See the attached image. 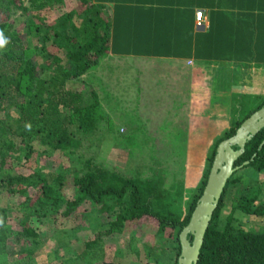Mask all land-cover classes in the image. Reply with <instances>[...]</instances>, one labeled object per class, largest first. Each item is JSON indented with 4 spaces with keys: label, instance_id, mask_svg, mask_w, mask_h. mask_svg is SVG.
Listing matches in <instances>:
<instances>
[{
    "label": "trees",
    "instance_id": "1",
    "mask_svg": "<svg viewBox=\"0 0 264 264\" xmlns=\"http://www.w3.org/2000/svg\"><path fill=\"white\" fill-rule=\"evenodd\" d=\"M64 1L0 0V33L7 40L0 48V191L19 196L15 208L14 204L0 205V264L9 261L6 243L10 236L26 244V249L33 247L27 243H35L40 236L33 219L56 218L64 205L68 207V212H64L68 216L82 203L91 201L104 205L109 198H113L112 204L102 210V219L108 218L106 223H110L111 228L100 232L97 238L115 230L123 232L126 223L132 221L155 223L160 234L170 227L179 242L175 262L178 264L180 233L190 221L209 174L198 186L199 193L194 196L189 210L175 215L168 211L174 205L166 194L169 191H161L153 180L128 177L90 162L88 170L76 177L74 183L79 195L71 200L57 189L48 174L36 170L34 165L31 164L28 174L18 172L15 163L33 162L39 153L37 147L43 148L41 154L66 148L74 136L73 127L89 132L99 116L97 93L93 92L89 98L68 83L81 78L109 56L112 20L107 7L94 0H81L79 9L57 14ZM18 12L20 15L15 18ZM21 21L23 24L17 26ZM50 45L54 49L50 50ZM259 100L261 102L249 108L241 119L234 112L230 128L215 144L209 158L211 165L219 143L235 135L246 118L264 107V96ZM245 101L241 104L243 109ZM246 161L249 163L244 168L264 171V127L248 140L245 152L235 165L241 166ZM239 171L226 184L205 233L197 264H264V223L260 228L248 229L234 224L236 212L264 219V188L260 181L255 180L244 190H238L227 221L220 226L228 194L235 185L238 187ZM12 211L18 212L19 227L15 229L8 223ZM193 238L190 234L191 242ZM95 246H99L96 241H88L90 249ZM32 263L31 260L22 262Z\"/></svg>",
    "mask_w": 264,
    "mask_h": 264
},
{
    "label": "rangeland",
    "instance_id": "2",
    "mask_svg": "<svg viewBox=\"0 0 264 264\" xmlns=\"http://www.w3.org/2000/svg\"><path fill=\"white\" fill-rule=\"evenodd\" d=\"M80 2L81 0H65L56 13L79 9ZM19 15L20 12L14 17ZM20 24L23 22H18L17 26ZM49 49L54 48L50 45ZM60 54L63 55L62 50ZM124 64V59L109 55L81 78L69 81L68 86L81 90L89 98H92L93 92L97 93L100 108L94 128L83 132L73 127L74 136L70 145L59 151L41 154L40 150L43 148L37 147L36 151L39 153H36L33 162L15 163L18 172L28 174L31 171L29 167L34 165L36 170L48 174L57 189L66 199L71 200L79 195L74 183L76 177L87 171L90 164H95L113 172L117 170L128 177L153 180L161 191H169L166 194L174 201L173 207L168 211L175 215L185 214L194 196L199 193L198 186L210 172L212 165L209 158L214 152L215 144L225 130L230 128V124L220 135L209 137L208 148L204 146V150L199 151L202 147L195 145L199 131L189 129V126L198 125L199 122L188 121V138L175 136L173 114L169 111L161 113V108L158 107V111L149 113L143 104H139L138 87L129 82L131 78L137 79L138 69H123ZM210 81L209 78V84ZM159 92L164 93L166 89L151 88L147 94L151 102ZM200 100L204 104V98ZM167 101L165 95L159 104L163 105ZM250 101L252 99L245 101L243 109V100L236 98L232 118L235 117V111L237 118L245 117L249 108L252 109L261 102L257 100L255 105L248 106ZM179 129L182 130L183 127ZM187 139L188 150L185 146ZM239 170L238 187L235 185L228 194L220 226L226 223L238 190H244L255 180L260 181L264 188V171L258 172L251 167H241ZM188 177L190 180L198 179L196 184L190 183L187 186ZM18 198L19 196L7 191H0V205L14 204L15 208ZM112 200L113 198H109L104 205L91 201L82 203L68 216L64 214L68 212L67 205H64L56 218L49 216L40 221H37L39 218L33 219L40 236L35 243H27L33 245L29 249H26V244L18 243L14 236H10L6 243L10 252L6 264H22L27 260H31L32 264H175L179 242L170 227H167L164 234H160L155 223L132 221L126 223L123 232L115 230L97 238L100 232L111 228V224L106 223L109 219H102V210L107 209ZM12 212L8 223L15 229L19 227L18 216L16 218L18 212ZM235 214L237 218L234 224L237 227L260 228L264 223L262 218L239 212ZM93 240L99 246L90 249L88 241ZM29 251H32L31 255L28 254Z\"/></svg>",
    "mask_w": 264,
    "mask_h": 264
},
{
    "label": "crops",
    "instance_id": "3",
    "mask_svg": "<svg viewBox=\"0 0 264 264\" xmlns=\"http://www.w3.org/2000/svg\"><path fill=\"white\" fill-rule=\"evenodd\" d=\"M94 2L112 20L109 55L124 59L123 69H138L129 82L138 87L139 104L149 113L157 107L172 113L175 136L188 138V121L199 122L189 126L199 131V151L229 126L236 98L252 99L253 106L264 96V0ZM152 87L166 89L153 102ZM197 180L188 177L186 185Z\"/></svg>",
    "mask_w": 264,
    "mask_h": 264
},
{
    "label": "water",
    "instance_id": "4",
    "mask_svg": "<svg viewBox=\"0 0 264 264\" xmlns=\"http://www.w3.org/2000/svg\"><path fill=\"white\" fill-rule=\"evenodd\" d=\"M262 127H264V107L246 118L235 135L219 143L203 193L192 212L189 223L180 233L181 254L178 264L198 263L205 233L223 196L226 184L231 176L249 161L241 166H236L235 163L245 152L248 140ZM236 145L238 149L234 148ZM190 234L194 236L192 242L189 239Z\"/></svg>",
    "mask_w": 264,
    "mask_h": 264
},
{
    "label": "clouds",
    "instance_id": "5",
    "mask_svg": "<svg viewBox=\"0 0 264 264\" xmlns=\"http://www.w3.org/2000/svg\"><path fill=\"white\" fill-rule=\"evenodd\" d=\"M6 43H7V40L5 39L3 33H0V48H3Z\"/></svg>",
    "mask_w": 264,
    "mask_h": 264
},
{
    "label": "built area",
    "instance_id": "6",
    "mask_svg": "<svg viewBox=\"0 0 264 264\" xmlns=\"http://www.w3.org/2000/svg\"><path fill=\"white\" fill-rule=\"evenodd\" d=\"M198 20L201 22L203 20V14L202 12L197 13Z\"/></svg>",
    "mask_w": 264,
    "mask_h": 264
}]
</instances>
